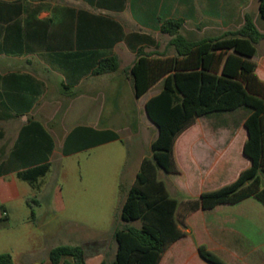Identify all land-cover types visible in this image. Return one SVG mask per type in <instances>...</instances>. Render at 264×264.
I'll return each instance as SVG.
<instances>
[{"label":"crops","instance_id":"0c3cea01","mask_svg":"<svg viewBox=\"0 0 264 264\" xmlns=\"http://www.w3.org/2000/svg\"><path fill=\"white\" fill-rule=\"evenodd\" d=\"M254 2L0 0V221H10L15 212L26 213V208L31 213L27 200L42 191V180L36 194L18 173L45 163L47 158L52 167L55 159L70 157L63 154L64 144L78 127L126 134L127 128L119 122L134 119L140 112L139 102L145 111L146 101L162 90L150 93L159 81L136 98L129 72L137 51L175 52L168 46L170 37L160 31L161 20L182 19L180 33L190 40L213 38L244 24L245 16L235 26L231 12L224 21L223 6L234 13L238 5ZM193 31L199 38H191ZM159 35L168 37L160 52ZM146 47L154 49L147 52ZM113 55L118 70L95 74L98 61ZM262 55L257 75L264 81V47ZM122 101L131 103L123 112L117 107ZM106 102L110 111L104 115ZM246 110L237 123L230 118L226 125L197 124L198 118L178 137L173 154L180 172L169 174L177 181L170 184L172 194L167 189L172 198L179 193L185 199H197L204 192L233 183L251 166L244 154L248 137L244 122L250 113ZM132 131L139 134L140 127ZM133 139L140 143L138 137ZM147 158L151 156L142 158L132 185ZM262 183L264 186V177ZM183 219L179 228L184 235L167 247L159 264H207L199 247L225 264H264V203L259 199L199 208ZM96 259L91 264L106 261L104 253Z\"/></svg>","mask_w":264,"mask_h":264},{"label":"trees","instance_id":"16d2710c","mask_svg":"<svg viewBox=\"0 0 264 264\" xmlns=\"http://www.w3.org/2000/svg\"><path fill=\"white\" fill-rule=\"evenodd\" d=\"M258 2L264 20V0ZM160 24V31L170 37L168 46L175 55L140 50L129 70L136 98L159 81L163 83L162 90L145 103L147 117L158 130L150 147L151 158L143 161L121 211L122 221H139L141 225L115 231L117 250L111 264H159L167 247L184 235L179 223L199 208L236 204L249 197L264 203V81L257 75L262 65L253 61L256 45L264 41V34L248 13L239 29L201 40H190L180 33L182 19H165ZM118 68L116 56L105 57L98 61L95 74L114 73ZM240 108L250 110L244 122L248 135L244 154L251 166L233 183L204 192L197 199L172 198L158 178V170L166 174L180 172L173 154L178 137L200 117ZM118 140L119 135L112 131L78 127L67 136L63 154L71 156ZM50 167L47 158L45 163L17 176L37 194ZM33 203H38L36 197L27 200L32 219ZM199 255L207 264H225L204 247H199ZM49 260L51 264H86V251L81 246H59L50 251ZM0 264H14L12 255L0 254Z\"/></svg>","mask_w":264,"mask_h":264},{"label":"rangeland","instance_id":"374dc122","mask_svg":"<svg viewBox=\"0 0 264 264\" xmlns=\"http://www.w3.org/2000/svg\"><path fill=\"white\" fill-rule=\"evenodd\" d=\"M230 12L232 19H236L235 26L243 22L245 14H250L264 34V20L259 15L258 0L253 4L238 5L234 13L229 7L223 6L224 21ZM197 33L193 31L191 38H199ZM158 42L160 52L168 42V37L159 35ZM263 47L264 41L256 46L255 60L259 65ZM150 49L154 48L146 47L147 52ZM167 55L174 56L175 52ZM162 85L159 82L150 93H158ZM129 104L130 101L117 103L118 111L128 110ZM109 108L110 104L106 102L104 115L110 111ZM137 108L140 111L137 117L128 118L126 123L124 119L119 122L121 127L127 128L126 134L119 133L122 138L120 141L55 159L50 172L42 179L41 193L35 195L38 202L32 204L35 219L31 218L26 208V213L20 210L11 216L10 221H0V254H11L14 264H51L49 253L52 249L59 246H81L86 251L87 264L97 260L100 253H104L107 263L113 262L115 231L141 225L139 221H122L121 211L142 158L151 156L149 142L158 133L154 124H150L146 118L142 102H139ZM244 109L208 114L199 118L197 124L226 125L231 119L237 123L247 111V108ZM138 125L140 133L136 134L132 130L134 127L139 128ZM133 137H138L140 143L136 144ZM158 178L165 182L171 193L170 184L176 182L177 178L160 169ZM172 196L178 201L185 199L179 193Z\"/></svg>","mask_w":264,"mask_h":264}]
</instances>
